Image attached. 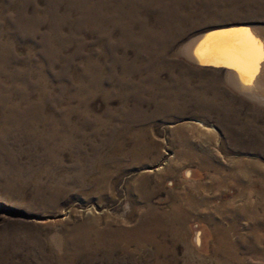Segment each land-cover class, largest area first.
Wrapping results in <instances>:
<instances>
[{
	"label": "rangeland",
	"instance_id": "rangeland-1",
	"mask_svg": "<svg viewBox=\"0 0 264 264\" xmlns=\"http://www.w3.org/2000/svg\"><path fill=\"white\" fill-rule=\"evenodd\" d=\"M238 25L264 0H0V264H264V106L185 53Z\"/></svg>",
	"mask_w": 264,
	"mask_h": 264
},
{
	"label": "snow or ice",
	"instance_id": "snow-or-ice-1",
	"mask_svg": "<svg viewBox=\"0 0 264 264\" xmlns=\"http://www.w3.org/2000/svg\"><path fill=\"white\" fill-rule=\"evenodd\" d=\"M231 39L214 50V59L234 68L240 73L245 85H250L253 79L261 72L264 65V42L259 41L251 32L223 34ZM213 51L208 48L207 42L201 44L197 54L201 55V62H209L207 54Z\"/></svg>",
	"mask_w": 264,
	"mask_h": 264
},
{
	"label": "bare ground",
	"instance_id": "bare-ground-1",
	"mask_svg": "<svg viewBox=\"0 0 264 264\" xmlns=\"http://www.w3.org/2000/svg\"><path fill=\"white\" fill-rule=\"evenodd\" d=\"M235 27L236 28L238 27V29H234V31H228L224 33L219 32L210 35L207 34L202 38L193 41L185 51L187 57L191 61L203 65H206L207 63L210 64L222 63L213 58L215 48L231 39V37L225 36L223 34L237 33L244 31L242 27H245L248 30V32H251L253 36L256 37L259 41L264 42V29H260L259 27L257 28L251 26H243V25H238ZM204 42H207L208 48L212 49L213 51H209L207 54V59L209 60V62L202 63L201 55H204V53L198 55L197 49H199L201 44ZM261 67H262L261 72L253 79V82L250 85L244 84V82L241 79L240 73L237 72L234 68L224 67L217 69H220L219 72L226 78L229 86H231L235 91L243 95L246 99L257 103L260 106H264V65H262Z\"/></svg>",
	"mask_w": 264,
	"mask_h": 264
},
{
	"label": "water",
	"instance_id": "water-1",
	"mask_svg": "<svg viewBox=\"0 0 264 264\" xmlns=\"http://www.w3.org/2000/svg\"><path fill=\"white\" fill-rule=\"evenodd\" d=\"M234 29H238V27H230V28H224V29H220V30H217V31H214V32H211L209 33L210 34H215V33H224V32H228V31H234ZM242 29H244V31H248L245 27H242ZM241 31V30H239ZM242 32V31H241ZM204 67L206 68H210V69H217V68H224V67H227L224 63H213V64H210V65H203Z\"/></svg>",
	"mask_w": 264,
	"mask_h": 264
}]
</instances>
